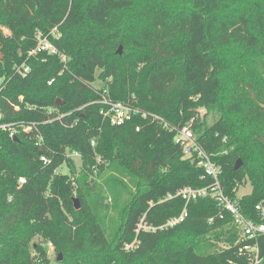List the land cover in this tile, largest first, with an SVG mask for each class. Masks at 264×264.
I'll list each match as a JSON object with an SVG mask.
<instances>
[{
	"label": "trees",
	"instance_id": "trees-1",
	"mask_svg": "<svg viewBox=\"0 0 264 264\" xmlns=\"http://www.w3.org/2000/svg\"><path fill=\"white\" fill-rule=\"evenodd\" d=\"M55 28L61 36L51 40L67 63L31 54L38 32ZM0 55V123L15 131L0 129V264H51L44 244L31 246L37 236L63 254L58 264H252L232 215L210 197L169 223L185 209L180 190L212 183L176 142L186 126L222 167L225 193L258 219L264 0H0ZM24 64L26 76L17 72ZM105 91L174 130L141 115L113 126L100 113ZM107 172L114 205L134 189L113 234L99 215L110 206L94 200ZM247 183L252 193L239 198ZM251 243L264 264V236Z\"/></svg>",
	"mask_w": 264,
	"mask_h": 264
},
{
	"label": "built area",
	"instance_id": "built-area-1",
	"mask_svg": "<svg viewBox=\"0 0 264 264\" xmlns=\"http://www.w3.org/2000/svg\"><path fill=\"white\" fill-rule=\"evenodd\" d=\"M52 37H60L58 35V28H55L50 34H45L43 32H38L37 47L31 54H37L40 52L47 53L48 55H59L64 63L68 62V58L65 55H61L59 50L53 44ZM30 71V67L25 64L22 66H17V72L23 76H26ZM53 81L49 82V85ZM100 103L103 105L101 109V115L107 121H109L113 126H123L127 122L133 120L134 117L141 115L143 118H152L158 121L164 128L174 130L170 125L156 114H150L144 112L137 106H133L129 103L122 101H114L105 91ZM3 114L0 112V122L3 120ZM62 117H59V119ZM1 130H10V136L15 137V131L11 130V126L8 124L0 123ZM32 130V125L24 127L25 132H30ZM137 130H140L139 128ZM176 142L179 144L184 151L186 159H193L194 162L198 163V166L202 167L205 171L207 177L212 179V183L209 187L203 189L194 188H184L177 193V197H181L185 202L186 206L181 215V217L172 220L169 225H176L180 223L187 215L188 205L195 200L200 198L210 197L215 200L220 207L226 210L232 215L234 225L238 228L240 232L239 243L242 244L241 252L247 254L251 260L252 264H260L261 254L258 244H252L251 242L257 241L260 237L264 236V202H260L256 205V213L258 219H250L246 217L239 205L238 201H233L224 190L221 183L222 167L213 161L212 157L203 149V147L196 140L195 135L191 127L186 126L182 129H177ZM93 145L95 143L93 142ZM71 158L80 159L81 155L78 153H73L69 155ZM42 161L47 164L49 160L46 156L41 157ZM98 162L102 161L101 157H98ZM106 165L110 163L106 162ZM27 182L25 177L19 178L20 186H23ZM223 217V216H222ZM139 229L151 230L147 226L140 225ZM135 243L127 245L126 249L130 250L134 248Z\"/></svg>",
	"mask_w": 264,
	"mask_h": 264
},
{
	"label": "rangeland",
	"instance_id": "rangeland-1",
	"mask_svg": "<svg viewBox=\"0 0 264 264\" xmlns=\"http://www.w3.org/2000/svg\"><path fill=\"white\" fill-rule=\"evenodd\" d=\"M3 31L5 32L6 35H9L10 32L7 28H3ZM61 36V34H58ZM121 50V52H123V46H120L119 51ZM0 60H1V55H0ZM97 86H101V82H97L96 83ZM201 112H206L205 109H201ZM209 122L213 123L214 122V118L212 116L209 117ZM78 166H80V162L79 159H76ZM63 172L68 173L69 169L64 167L62 169ZM113 176L111 175L110 172H107L104 177L102 179L99 180L98 184H99V188L97 190V195L95 197V201H101L102 198L105 200V204H108L110 206L109 209H105V208H101L99 209V215H102L103 217L107 218V227H108V233L113 234L116 229L118 228L119 224L122 222V211H123V207L124 205L127 203L129 197H130V191L134 190L133 188H129L128 190H121L122 192V197H121V201H119L117 203V205H114V201L112 199V195L109 192V189L112 187L113 189H116V185L114 183H106L108 182L109 178ZM110 184V185H109ZM253 191V186L250 183H247L246 185H244L243 187H241L239 189L238 192V197L242 198L243 196L249 195L251 194ZM75 199H77L75 197ZM80 204V203H79ZM82 205L80 204V209H81ZM36 244H44L46 250H47V257L50 260L51 264H58L62 261L58 260L59 254L62 253H58L55 249V246L53 245V243L51 241H44L43 237L37 236L33 239V241L31 242V246L36 245ZM31 254H33V256H35L34 250L30 249ZM62 258H63V254H62ZM36 263H39V261L36 259Z\"/></svg>",
	"mask_w": 264,
	"mask_h": 264
},
{
	"label": "water",
	"instance_id": "water-1",
	"mask_svg": "<svg viewBox=\"0 0 264 264\" xmlns=\"http://www.w3.org/2000/svg\"><path fill=\"white\" fill-rule=\"evenodd\" d=\"M36 1L38 2V0H36ZM120 52H121V50H120ZM58 102H59V101H58ZM241 166H242V161L239 160V161L237 162L236 166H235V169L238 170V169H240ZM75 203H76V209L79 210V209H80L79 200H78V199H75ZM62 259H63V258H62V254H59V258H58V260H59V261H62Z\"/></svg>",
	"mask_w": 264,
	"mask_h": 264
}]
</instances>
